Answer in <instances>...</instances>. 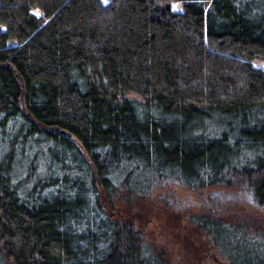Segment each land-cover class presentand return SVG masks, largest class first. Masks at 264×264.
I'll list each match as a JSON object with an SVG mask.
<instances>
[{
  "label": "trees",
  "instance_id": "trees-1",
  "mask_svg": "<svg viewBox=\"0 0 264 264\" xmlns=\"http://www.w3.org/2000/svg\"><path fill=\"white\" fill-rule=\"evenodd\" d=\"M167 183L264 210V0H0V264H166L115 206ZM222 203L190 223L264 264Z\"/></svg>",
  "mask_w": 264,
  "mask_h": 264
},
{
  "label": "rangeland",
  "instance_id": "rangeland-1",
  "mask_svg": "<svg viewBox=\"0 0 264 264\" xmlns=\"http://www.w3.org/2000/svg\"><path fill=\"white\" fill-rule=\"evenodd\" d=\"M35 14L41 15L39 11ZM225 200L234 207L230 210L236 209L233 204L240 202L239 208L245 217L264 224V210L251 204L238 187L193 190L167 183L156 188L149 198L129 208L130 212L124 211L122 204L116 203L115 207L123 217L133 220L142 231L143 243L153 253L165 254L163 260L166 264H225L202 232L190 223L191 216L209 214ZM223 209L225 213L229 210L227 207Z\"/></svg>",
  "mask_w": 264,
  "mask_h": 264
},
{
  "label": "water",
  "instance_id": "water-1",
  "mask_svg": "<svg viewBox=\"0 0 264 264\" xmlns=\"http://www.w3.org/2000/svg\"><path fill=\"white\" fill-rule=\"evenodd\" d=\"M166 9H169V6H166ZM63 133V132H62Z\"/></svg>",
  "mask_w": 264,
  "mask_h": 264
}]
</instances>
